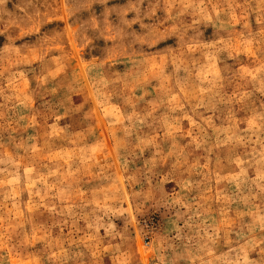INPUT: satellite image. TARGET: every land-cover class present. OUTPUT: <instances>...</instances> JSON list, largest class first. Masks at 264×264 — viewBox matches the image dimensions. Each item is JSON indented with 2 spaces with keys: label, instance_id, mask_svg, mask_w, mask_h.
I'll use <instances>...</instances> for the list:
<instances>
[{
  "label": "clouds",
  "instance_id": "1",
  "mask_svg": "<svg viewBox=\"0 0 264 264\" xmlns=\"http://www.w3.org/2000/svg\"><path fill=\"white\" fill-rule=\"evenodd\" d=\"M0 264H264V0H0Z\"/></svg>",
  "mask_w": 264,
  "mask_h": 264
}]
</instances>
